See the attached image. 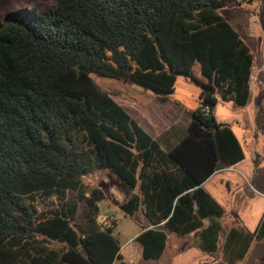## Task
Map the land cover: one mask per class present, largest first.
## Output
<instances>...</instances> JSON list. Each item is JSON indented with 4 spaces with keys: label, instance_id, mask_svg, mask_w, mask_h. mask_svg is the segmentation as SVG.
Segmentation results:
<instances>
[{
    "label": "trees",
    "instance_id": "trees-1",
    "mask_svg": "<svg viewBox=\"0 0 264 264\" xmlns=\"http://www.w3.org/2000/svg\"><path fill=\"white\" fill-rule=\"evenodd\" d=\"M233 1L57 0L43 14L7 16L0 25V264L122 258L116 220L100 217L106 194L82 183L102 171L128 195L120 206L126 217L143 204L153 220L135 239L146 261L164 256V229L194 234L205 254L222 248L225 264H241L264 241V218L256 233L238 223L225 233L224 209L202 188L245 160L232 127L215 116L220 102L245 107L252 95L255 55L227 15ZM181 76L201 87L200 106L188 111L187 135L169 151L94 80H117L164 104Z\"/></svg>",
    "mask_w": 264,
    "mask_h": 264
},
{
    "label": "rangeland",
    "instance_id": "rangeland-1",
    "mask_svg": "<svg viewBox=\"0 0 264 264\" xmlns=\"http://www.w3.org/2000/svg\"><path fill=\"white\" fill-rule=\"evenodd\" d=\"M56 6L57 0H0V25L13 12L34 9L43 14L48 9L55 8ZM227 15L232 19L233 26L243 40L251 47L255 55V67L251 81V93L252 96H255L260 88V77H264V72H261V68H264V0H235ZM94 80L103 89L111 92L116 101L128 104L123 105V107L127 111L130 110L128 111L129 114L138 120L142 117L143 120L151 125L157 120L159 114H164V111L168 110L172 105H177V102H181L189 110H196L200 106L201 87L182 76L178 78L174 95L171 96L169 102L163 104V106L165 105L163 109L161 105L153 102L152 99L127 89L122 82L117 80H113L112 82L103 81L104 79L100 80L96 77H94ZM262 80L264 88V78ZM258 97L259 99L262 98V104L259 107L257 117L264 107V90ZM131 108L139 114V117ZM178 114V123L182 129H185V125H187L186 116L181 111ZM215 116L219 122L228 123L232 127L241 141L247 157L254 152L255 137L257 136L258 139L257 150L259 157L250 162L249 166H257L259 171L256 177H249V182L246 183L247 187L244 190L235 186L233 187V210H235L243 202L242 198L245 194L249 193L252 195L250 190L258 189L259 191H264V120L261 121V124H258L259 130L255 136L254 132L256 128L252 104H249L247 107H235L233 104L220 102L215 109ZM169 136V132L163 131L159 139L164 140ZM236 175L237 173L233 172L222 175L221 178L224 179L225 177H234ZM82 183L90 188H100L106 194L107 198L99 203L101 219L109 221V224L112 220H116L117 227L114 234L120 240L122 246L132 241V238L140 231V227L144 224L145 220L141 214L137 215L136 218L125 217L119 210V205L127 202L128 198L125 195L121 199H118L117 193L120 195L126 193L119 186L114 176L108 171H102L84 177ZM210 187L212 188L213 186L210 185ZM255 202L254 200H250V207L246 208L244 212V217L251 227L255 225L254 222L257 221L259 211L262 210V203L257 204ZM260 246L261 244H257L256 249L259 250ZM128 256H133L132 259H137L136 264H144V261L135 252H129ZM197 261L198 258L196 259L186 254L179 264H195ZM247 263L243 262L242 264ZM130 264H134V262Z\"/></svg>",
    "mask_w": 264,
    "mask_h": 264
},
{
    "label": "crops",
    "instance_id": "crops-1",
    "mask_svg": "<svg viewBox=\"0 0 264 264\" xmlns=\"http://www.w3.org/2000/svg\"><path fill=\"white\" fill-rule=\"evenodd\" d=\"M231 23L233 25L232 19H231ZM261 69L264 70V68ZM262 70L261 72H264ZM263 78L264 77L262 76L260 77L261 82L259 85L260 88L258 90L257 95L255 96L251 95V99L249 103L245 106L247 107L249 104H252L253 106V119L255 121V128H256L254 132L255 136L257 135L259 130L256 117L259 111V107L262 104V98L259 99L258 96L261 95L264 90L263 80H262ZM116 102L129 114L128 111L130 110L127 111L123 107V105H128V104H123L122 102L119 101ZM153 102L157 103L158 105H161L162 109L165 106V105L163 106V104L158 100L154 99ZM177 103H178L177 105L176 104L175 106L172 105L168 110L164 111V114L162 115L159 114V117L157 118L156 121H154L153 125L147 123L145 120H143L142 117H140V120H138L137 118L129 114L151 137H153V139H155L161 145L164 151L171 150L187 135L188 124L190 121L188 111L190 110L181 102H177ZM233 106L235 105L233 104ZM131 109L135 112V114L137 113L133 108ZM180 111L183 112V114L186 116L185 118L187 119L186 120L187 125H185L186 127L185 129H182L178 123L179 120L178 112ZM137 116L139 117L138 113ZM163 131L169 132L170 136L165 138L164 140H160L159 137L163 133ZM257 143H258V139L256 136L253 153H251L248 157L245 154V160H243L239 164L229 169H225L223 171H219L215 173L202 186V188L213 198V200L225 211V215L223 218V222L226 224L225 233L228 229H230L232 226H234V224L236 225L237 223L243 226L248 231L252 233H256L264 218V191H259L258 189L250 190V192H252V195H250L249 193L245 194V196H243L242 198L243 202L241 203V205H238L236 209L233 210V187L235 186L238 188H242L244 190L245 187H247L246 183L249 182L250 179L249 177L251 176L256 177L259 171V168L257 166L255 167L249 166L250 162H252L253 160L259 157L257 150L258 147ZM244 153H245V149H244ZM233 172H236L237 175L234 177L228 176L227 178L225 177L224 179L221 178L222 175L230 174ZM210 185H212L213 187L211 188ZM125 195L126 198H128L127 194H124L122 196L124 197ZM250 200L256 201L255 203L257 204L262 203V210L259 211V216L257 218V221L254 222L255 225L252 227L249 225L247 219H245L244 217L245 215L244 212L246 208L250 207ZM122 204L119 205V210ZM139 214L142 215V218H144L145 222L143 225H141L140 231L132 238V240H134V244L128 247L126 250H123V246H122V250H121L122 258L117 260L115 264H130L133 262L134 264H136L137 259H132L133 256H128L129 252L131 251L135 252L144 261V264H179L182 262L183 256L186 254L188 256H193L196 259L198 258V261L195 264H225L222 260V248H220L219 251L213 255L203 253L195 242L194 234H190L186 237H178L170 230L164 229V226L167 222L166 219L162 220L161 224L159 225V228L164 229V231L168 234V238H169L168 246L164 256L160 260H155V261L144 260L142 256V248L137 242H135V239L145 230L154 228L155 226H153V220L147 215L145 211V205L142 204L141 210L132 218H136L137 215ZM185 243L187 244V246L185 249H182V246ZM257 244H261L260 246L261 248L259 250L256 249ZM244 262H248L247 264H264V241L261 243L254 244V246L250 250L248 257Z\"/></svg>",
    "mask_w": 264,
    "mask_h": 264
},
{
    "label": "built area",
    "instance_id": "built-area-1",
    "mask_svg": "<svg viewBox=\"0 0 264 264\" xmlns=\"http://www.w3.org/2000/svg\"><path fill=\"white\" fill-rule=\"evenodd\" d=\"M253 70H254V69H253ZM252 76H253V74H252ZM252 78H253V77H252ZM117 197H118V199H121L123 196L120 195L119 193H117ZM101 220H103V219H101ZM103 221H106V220H103ZM106 222H107V221H106ZM107 225H109V221L107 222ZM133 244H134V240L128 242L125 246H123V250H126L128 247L132 246Z\"/></svg>",
    "mask_w": 264,
    "mask_h": 264
}]
</instances>
